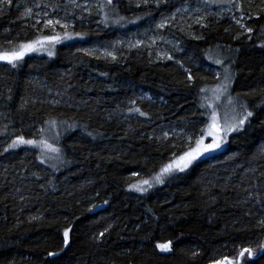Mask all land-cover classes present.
Here are the masks:
<instances>
[{
  "label": "trees",
  "instance_id": "1",
  "mask_svg": "<svg viewBox=\"0 0 264 264\" xmlns=\"http://www.w3.org/2000/svg\"><path fill=\"white\" fill-rule=\"evenodd\" d=\"M67 1L53 0L61 7L52 16L70 23L69 32L86 35L56 44L54 56L33 52L17 68L0 65V264H213L225 256L235 258L243 247L257 249V255H246L241 264H264L258 248L264 244L259 224L264 218L262 0L248 5L238 0L247 26L254 29L251 41L234 39L242 31L233 19L241 15L234 6L231 13L208 15L207 28L180 12L169 27L158 30L161 17L187 0H169L159 9L121 0L119 15L127 19L108 25L100 23L102 14L96 15L98 23L85 13L79 19L81 11ZM26 8L34 9L30 0L3 6L0 47L10 49L41 34L32 27L34 18L22 15ZM257 13L259 19L247 20ZM192 33L204 39H194ZM161 35L171 43L149 39ZM137 41L143 44L130 46ZM158 49L174 59H158ZM209 49L224 63L209 60ZM104 50L115 52L116 60L103 58ZM185 69L195 78L191 84ZM226 69L232 76L228 94L246 103L254 118L229 136L222 151L201 156L146 192L131 188L151 179L173 152L178 156L187 150L183 136L163 134L174 126L191 133L206 126L208 115L201 105ZM130 107L149 115L129 113ZM48 119L79 125L67 132L61 125L56 168L52 161L42 162L40 150L31 146L4 152L16 135L38 138L35 133ZM106 227L109 231L99 238ZM169 240L171 251L156 247ZM48 252L60 254L49 257Z\"/></svg>",
  "mask_w": 264,
  "mask_h": 264
},
{
  "label": "snow or ice",
  "instance_id": "2",
  "mask_svg": "<svg viewBox=\"0 0 264 264\" xmlns=\"http://www.w3.org/2000/svg\"><path fill=\"white\" fill-rule=\"evenodd\" d=\"M135 2V6L140 8L141 6L145 8L156 7L159 9L162 5L167 6L169 0H127V3L131 5ZM190 2V0H188ZM205 5L208 4H221V5H232L240 10L241 15L239 18L233 16L235 23L239 25L242 30L240 33L234 36V39L239 40L242 36L251 41L252 33L254 29L252 27L247 26V22L245 19L244 11L242 4L238 2V0H203ZM12 0H0V14L3 12V6L10 5ZM69 5H71L74 9L81 10V16L79 19L83 20V13H91L92 9L88 7L87 0H85L84 4L78 2V0H68ZM121 0H96V4L94 7L97 9V15H101L103 19L100 23L108 25L109 23L120 24L122 21L127 18L119 15ZM264 3V0H262ZM36 8L40 7V4L35 5ZM46 7L51 8L52 13L55 14L57 9L61 6L59 4H49ZM107 9V10H106ZM231 12V7L227 9ZM188 12L189 8H176L175 12L171 13L168 16H162L161 20L158 24H156V28L165 29L170 26L171 21L176 20V13L180 12ZM196 12H201V8L194 9ZM264 12V9L261 10ZM146 15H151V12L145 13ZM23 16L33 17L35 22L32 24V27L36 29L41 34L37 36L36 39H33L26 43H20L17 45H12V41H8L12 47L10 49H4L0 47V61L6 62L12 68H17L29 53L46 51L48 56H54L55 52L53 49L55 45L61 43L64 40L73 39L74 36L82 37L86 35V33H71L68 29L72 26L63 18H50V14L48 11H44L41 16L40 13H34L33 8H26L25 12L22 14ZM206 15H211L208 13ZM206 15H200L193 18V23L196 25H200L202 28H207L208 25L204 23L206 19ZM260 13H257L254 16L248 15L247 20L251 21L253 19H259ZM140 19V17H137ZM42 22V23H41ZM39 26V27H38ZM57 27L63 30V34L57 32ZM192 25L189 24L188 28L191 29ZM44 30H49L53 34L44 35ZM183 31V29H180ZM194 39L202 40L203 36H196L194 33L191 34ZM261 42L258 45L260 48H264V32L261 33ZM159 39L164 41V37L161 35ZM156 38L154 37L152 43H155ZM166 43H171L170 41H165ZM140 44H143V41H137L136 44L130 45L131 47H136ZM219 47V46H217ZM174 51H182L180 48H174ZM87 53L88 56H93L94 52L88 49H83ZM101 56L105 59L111 58L112 60H116L115 52L104 50ZM101 56H96L97 59L101 58ZM207 58L212 60L216 64H223L224 61L221 59H214L211 54V49L208 50ZM158 59H166L173 60L174 56L167 52H161ZM181 67H183L182 61H176ZM186 79L189 84L194 81V76L190 69H185ZM101 75H107V73H101ZM232 76L231 73L226 69L224 76V83L218 84L214 89H211L212 99L209 100L208 97H205V103L201 105L206 109V114L209 117V121L205 127L200 128L198 134H188L184 133L183 141L184 144L187 145V150H184L182 154L176 155L175 152L172 153V159L170 162L164 164L158 173L153 175L151 179H141L135 184H131L130 187L139 192H146L149 188H152L155 184H164L165 177L171 175L174 172H183L185 171L192 163L198 160L205 153L215 151L219 149L223 144L227 143V137L232 133L243 131L246 124L250 123V120L254 118V112L248 109L246 103H240L238 100H234L233 97L228 94V90L231 86ZM71 87V85H69ZM209 91L208 89H201V92ZM11 92V89H9ZM227 94V106L228 110L224 113V122L221 123L220 116L217 112V103L221 100L222 96ZM8 100H11L12 97L9 95L7 97ZM27 101H24L21 104V107H25ZM55 103H59V101H55ZM130 104H135L136 101H129ZM129 113H136L139 116L147 117L149 114L145 111H142L139 107H130L128 108ZM46 127H41L35 133V137L38 138H26L23 134L16 135L14 139H12L11 143L7 145L4 149V152H8L9 150H14L18 148H22L23 146H31L33 148H37L40 150V158L42 162L52 161L51 166L53 168L57 167L55 161L61 160L62 148L58 146V141L61 136V125H63V131L67 132L70 129L78 127L79 125L76 122L69 124L67 121H57L55 119H48L45 122ZM87 135L92 136L91 132H88ZM164 137L168 136V133L163 134ZM207 138H211L210 143H205ZM194 144V147L192 146ZM173 148H176V145H172ZM260 155L264 156V149L260 150ZM251 171H255V169H251ZM133 176L139 175L138 173H133ZM261 176H264V172H261ZM43 187V186H42ZM247 191V189L245 190ZM257 196L260 194L257 193ZM253 194L249 193L248 199H252ZM258 203H261L260 200H257ZM261 207H264V203H261ZM33 219H38V217H33ZM261 227H264V218H261L259 221ZM109 231V228H105L104 231L98 233L99 238H103L105 233ZM71 232L70 228H67L63 231V242L64 246L67 247L69 244V234ZM156 247L161 251H171L172 250V241H167L166 243H158ZM260 252H264V244L258 246ZM63 251V248L60 250ZM60 253L59 252H48L49 257H56ZM195 255V253H194ZM253 258L257 255V249L252 247H243L240 248L237 252V256L233 259H229L228 257H223L222 259L215 260L213 264H241L242 261H245V257Z\"/></svg>",
  "mask_w": 264,
  "mask_h": 264
},
{
  "label": "rangeland",
  "instance_id": "3",
  "mask_svg": "<svg viewBox=\"0 0 264 264\" xmlns=\"http://www.w3.org/2000/svg\"><path fill=\"white\" fill-rule=\"evenodd\" d=\"M30 1H31V5L34 6L33 11H35V13H40V15L42 16L44 11H48L49 14H50V18H58L59 19V17L52 16L53 13H52L51 8L46 7V5L53 4V2H52L53 0H30ZM245 1L247 2V5H248V4H250L252 2H255V1H258V0H245ZM78 2L81 3V4H84L85 3V0H78ZM184 2L181 5L182 7H180V8L188 7L189 8V11L188 12L182 11L181 13L186 14V16H187V18L189 20H193V18L196 17V16L206 15L208 13H216L217 15L221 16L223 13H231L232 10H233V6L232 5H227V4L221 5V4H216V3L205 5L204 2H203V0H190V2H188V0H187L185 3ZM66 3L69 5L68 1ZM36 4H40V7L39 8H36L35 7ZM95 4H96V0H87V5H88V7H90L92 9V11H91L90 14L87 13V12H85V14H86V16H91L90 17L91 20H93L96 23H98L99 20L96 18L97 9L94 7ZM229 7H231V12H229L227 10ZM196 8H201L202 11L201 12L194 11V9H196ZM75 10L81 11L80 9H75ZM207 16L208 15H206V17ZM57 32L62 33L63 30L61 28L57 27ZM144 36H146V35H144ZM154 37L156 38L155 43H158V44L164 43L165 41H168V38L167 37H164L165 39H164V41H162V40L159 39L158 36H151V37H149V39L151 40V42H152V40H153ZM158 52H159L158 55L160 56V53L161 52H164V51H161V49H158ZM214 72L216 73L215 74L216 76H219L220 75V71L218 69H214ZM221 83H224V78L218 84H221ZM215 87H213L212 89H214ZM230 88H231V86H230ZM211 99H212V92L210 91L209 100H211ZM216 103L218 105L217 112H218V114L220 116L221 123H223L224 122V113H225L226 110H228V106H227V94L225 96H222L221 97V100L218 101V102H216ZM208 121H209V117H208L207 123H208ZM165 132H167V131H165ZM184 133H188V134H198V132L197 133H191V132H189L186 129H182V128H178V127L174 126L172 128V132H168V136H171V134H173L175 136H183ZM229 136L227 137V143H228V140H229ZM210 142H211V138H207L205 140V143H210ZM227 143L223 144L219 149H216L215 151L205 153L203 156H208V155L216 154V153L222 151L226 147ZM185 146H187V145H185ZM192 146L194 147V144Z\"/></svg>",
  "mask_w": 264,
  "mask_h": 264
},
{
  "label": "water",
  "instance_id": "4",
  "mask_svg": "<svg viewBox=\"0 0 264 264\" xmlns=\"http://www.w3.org/2000/svg\"><path fill=\"white\" fill-rule=\"evenodd\" d=\"M2 64V61H0V65Z\"/></svg>",
  "mask_w": 264,
  "mask_h": 264
}]
</instances>
